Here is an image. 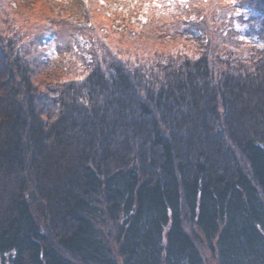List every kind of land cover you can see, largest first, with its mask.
Returning a JSON list of instances; mask_svg holds the SVG:
<instances>
[{
  "label": "trees",
  "instance_id": "16d2710c",
  "mask_svg": "<svg viewBox=\"0 0 264 264\" xmlns=\"http://www.w3.org/2000/svg\"><path fill=\"white\" fill-rule=\"evenodd\" d=\"M42 1L0 0V264H264V0L90 3L54 69Z\"/></svg>",
  "mask_w": 264,
  "mask_h": 264
},
{
  "label": "rangeland",
  "instance_id": "374dc122",
  "mask_svg": "<svg viewBox=\"0 0 264 264\" xmlns=\"http://www.w3.org/2000/svg\"><path fill=\"white\" fill-rule=\"evenodd\" d=\"M162 1L163 0H155V3L160 4ZM100 2H102L103 7L100 6L101 8H98V3ZM90 3L95 4L96 8H98V19H100L103 24L107 26L112 25V27H116L120 25V23L123 24L122 22H124L127 27H131V23H127V21L122 19V16H125L126 19H129L131 22H136L137 19H140L141 15H144V18L146 19L147 16L145 14L148 9L145 11L144 5H151L150 0L147 3L144 2V0H51L52 6L57 7L62 15L61 19L58 17L56 21L49 22V24H51L50 26L47 25L49 32L48 40L46 42V55L51 69L56 67H66L69 56L76 51L79 45L85 43V39L78 34L79 30L77 27H88L90 24ZM218 3H221L220 5L231 6L227 1H225L226 4H224L221 0H218ZM139 8L142 12H137V9ZM247 8L249 7L243 6L234 11V14L239 12L240 15H244L246 19L249 16H256L255 11L248 10ZM33 9L36 14L38 13L40 15L41 13H47L51 10V7L42 0H36ZM104 16H108L109 20L105 19ZM241 27L246 29L245 31H241L242 37H245L246 31L249 30L248 25H241ZM185 29V26L177 27V30L180 31H185ZM170 30H174V28H170ZM187 34L192 35L193 37L198 35L197 33H191L190 31H188ZM246 38L248 41L261 44L255 38Z\"/></svg>",
  "mask_w": 264,
  "mask_h": 264
},
{
  "label": "snow or ice",
  "instance_id": "6c2138e0",
  "mask_svg": "<svg viewBox=\"0 0 264 264\" xmlns=\"http://www.w3.org/2000/svg\"><path fill=\"white\" fill-rule=\"evenodd\" d=\"M179 2L183 5V4L185 3V0H179ZM149 7L163 8L164 5H161V4H159V3H153L152 5H147V4H145V5H144L145 11H147V9H148ZM167 7H169V8H174L175 5H174V4L171 2V0H170V2H169V4L167 5ZM160 14H163V13H160ZM236 15H237V16H240V13L237 12ZM193 19H194V18H193ZM140 20H141L142 23H146V22H147V21L145 20V18H144V15H141ZM236 28H237V31H245V30H246V29H243V28L241 27L240 24H237V25H236Z\"/></svg>",
  "mask_w": 264,
  "mask_h": 264
}]
</instances>
